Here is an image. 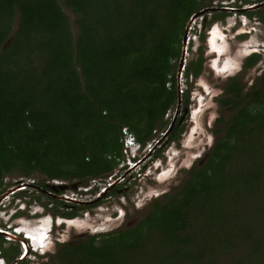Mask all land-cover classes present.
Wrapping results in <instances>:
<instances>
[{"label":"trees","instance_id":"1","mask_svg":"<svg viewBox=\"0 0 264 264\" xmlns=\"http://www.w3.org/2000/svg\"><path fill=\"white\" fill-rule=\"evenodd\" d=\"M216 1L0 0V194L7 176L38 175L44 189L48 181L85 188L108 177L124 158L122 128L141 148L150 142L176 104L185 26ZM257 17L264 25V10ZM258 61L248 56L242 72ZM203 63L202 56L187 63L185 79L198 78ZM219 103L231 109L223 135L177 192L155 201L133 228L60 243L39 264H215L233 250L229 264H264L256 221V201L264 199V74L249 87L239 75L228 78ZM181 131L176 121L167 138ZM47 198L57 206L53 216L78 215L79 206L64 210L65 202ZM5 243L0 234V258L13 264L20 243Z\"/></svg>","mask_w":264,"mask_h":264},{"label":"rangeland","instance_id":"2","mask_svg":"<svg viewBox=\"0 0 264 264\" xmlns=\"http://www.w3.org/2000/svg\"><path fill=\"white\" fill-rule=\"evenodd\" d=\"M258 4L260 3L256 4V0L246 2L217 0L213 3L216 11L205 12L191 22L187 30L185 66L199 56H202L204 63L203 71L198 78L185 79L183 75L180 80L182 93L176 121L181 119V134L177 140L171 142L169 138L162 137L174 116L175 104L165 116L167 125L157 131L153 139L136 154L135 158L142 161L136 168L127 171L128 165L134 164V161L123 153V161L112 174L113 179L124 175L121 180L124 184L119 193L110 197L104 195L97 201L98 203L77 205L78 215L73 219H64L51 214V210L57 206L50 203L47 195L34 189L20 187L24 180L40 183L42 181L40 176L34 175L23 181L17 176H7L4 179L2 189L5 191L12 189L16 183L19 188L0 205V229L13 233V230L22 229L26 232L28 228L33 227L44 233V237H41L42 242H39L42 245L41 251L45 252L44 256L33 255L34 252L30 248L23 259L26 264H39L46 259L49 261V256L54 254L61 242L84 240L88 236L139 223L152 210L155 201L166 194L177 192L183 186L189 178L192 166L201 165L206 161L212 148L221 139L224 122L231 114L230 108H224L219 103L225 82L228 78L239 75L243 83L249 87L253 80L264 74V25L257 17V14L263 12L264 5L256 9H244ZM64 11L71 22L73 33H76L73 14L67 9ZM244 12L253 14L248 17ZM214 13H225L226 17L222 21L211 22L210 18ZM214 31L217 34L213 35ZM253 53L259 55L258 63L242 72L244 60ZM184 109L186 113L183 112ZM154 146L155 148L151 150ZM127 159L131 160L130 163ZM109 182V177H106L91 181L89 186L78 187L75 190L70 188L73 182L62 183L69 186L65 192L69 196L73 194V199L89 202L97 198ZM21 191L26 194L23 197L16 196ZM65 203L72 205L69 201ZM41 204H46L47 209ZM256 204L262 211L257 213L256 221L261 223L264 235V199L256 201ZM64 210L70 209L67 207ZM33 211L38 213L32 216ZM17 212L22 214L13 217ZM2 237L6 241L3 246L7 247L9 237L6 235ZM19 248L23 253L21 244ZM235 254L236 251L233 250L219 256L215 264H229Z\"/></svg>","mask_w":264,"mask_h":264},{"label":"water","instance_id":"3","mask_svg":"<svg viewBox=\"0 0 264 264\" xmlns=\"http://www.w3.org/2000/svg\"><path fill=\"white\" fill-rule=\"evenodd\" d=\"M263 5H264V1L261 2L258 5H254V6H251V7L244 8V9H256V8H259V7L263 6ZM244 9H243V11H244ZM214 11H216V8H214V6L213 7L204 8L203 10H201L198 13L194 14L193 16H191V18L189 19V21L187 22V24L185 26V32H184V35L182 37L181 54H180V57H179V60H178V63H177V68H176V90H177L176 109H175V113H174V116L172 118V121L170 122L168 128L164 131L162 137H167L168 134L171 132V130H172V128H173V126H174V124L176 122V118H177V116L179 114L180 101H181L180 94L182 93V92H180V80H181V77L183 76V71H184L185 63H186L187 30L190 27L191 22L194 20V18L202 15L205 12L211 13V12H214ZM12 38H13V36H11L7 40V42L3 45L2 48H6L9 45L10 41L12 40ZM183 112L186 113V109H184ZM180 121H181V119L178 120V123H180ZM155 146H156V144H155ZM155 146L151 150H153L155 148ZM145 158L143 159V161L145 160ZM141 162H142L141 159H139V160L135 161L134 164L128 165L129 167H127V171L133 170ZM123 178H124V175H122L120 177H117L115 179H112L109 182V184L105 187V189L99 193L98 197L95 198V199H93V200H91V201H89V202H82V201H78L76 199H73V198H70V197H66V196L61 195L62 192L66 191V189L69 188L68 185H66V184H64L62 182L60 184L47 185L45 187V189H44V188L38 187L35 184L30 183L28 181L27 182L24 181V182L20 183V187L23 188V189H34L37 192L39 191V192H41V193H43V194L47 195L48 197H50L52 199H55V200H60V201H65V202L66 201H69V203L76 204V205H80V204L95 203V202L99 201L104 195H106V193L111 188H113L116 184L120 183ZM18 188L19 187H18V185L16 183V185H14V187L12 189L7 190L3 194H1L0 195V204H1V202L3 200H5L6 198H8L9 195L15 193L16 190H18ZM70 188L72 190H75L77 188V186L75 184H72ZM0 234L6 235L7 238L9 237V240L8 241H12L13 240V241L19 242L21 244V247H23V253H21V255L19 256V258L13 264H16L19 261H23V259L26 257V255L30 251L28 242L25 239H23V237H21L20 235L14 233V232L13 233H7V232L2 231L0 229Z\"/></svg>","mask_w":264,"mask_h":264},{"label":"built area","instance_id":"4","mask_svg":"<svg viewBox=\"0 0 264 264\" xmlns=\"http://www.w3.org/2000/svg\"><path fill=\"white\" fill-rule=\"evenodd\" d=\"M121 133H122V143H123V149H124L123 150V153L124 154H127L128 155V158H130L131 160H133L135 158L136 154L140 151L141 146L138 143L135 142L134 137L132 136L131 133L128 132V130L126 128H122ZM130 159H127L129 163L131 161ZM108 177H109V179L111 181L113 179L114 175L112 176V174H111ZM20 181H23V180H20ZM24 181H26V180H24ZM50 182H51V184H60L61 183V182H58V181H48V182H46V185H49ZM30 183L35 184V181L34 180H30ZM66 192L61 193V195L66 196V197L73 198V194H71V196H69L68 194H66ZM8 198H6L5 200L7 201ZM4 201H2L1 204ZM34 213L35 212L33 211L31 213V215L34 214Z\"/></svg>","mask_w":264,"mask_h":264},{"label":"flooded vegetation","instance_id":"5","mask_svg":"<svg viewBox=\"0 0 264 264\" xmlns=\"http://www.w3.org/2000/svg\"><path fill=\"white\" fill-rule=\"evenodd\" d=\"M264 0H256V4L257 3H261V2H263ZM255 3V2H254ZM263 8H264V6H263ZM122 184H124V182H120L117 186H115V187H113V192L114 193H119V191H120V189H121V187H122ZM65 192V191H64ZM63 193V192H62ZM111 196V195H110ZM110 196H108V197H110ZM77 205H69V204H67V205H65L64 204V208H67V207H69V209L70 210H72V209H74V207H76ZM37 212V211H36ZM138 224V223H137ZM136 224V225H137ZM135 225H132V226H121L120 228H117V229H115V230H112V231H108L107 233H103V234H110V233H113V232H116V231H121V230H127V229H131V228H133ZM97 235H99V234H97ZM76 242H78V241H75V242H69V243H76ZM62 243V242H61ZM56 252V251H55ZM54 252V253H55ZM51 259V256H49V260ZM48 259H46L44 262H48L47 261ZM0 264H5V262H4V260L2 259V258H0Z\"/></svg>","mask_w":264,"mask_h":264},{"label":"clouds","instance_id":"6","mask_svg":"<svg viewBox=\"0 0 264 264\" xmlns=\"http://www.w3.org/2000/svg\"><path fill=\"white\" fill-rule=\"evenodd\" d=\"M138 160V159H137ZM38 212L35 211L34 214H32V216L36 215ZM32 229H34L33 227H31ZM38 232L39 230L36 229ZM14 233L20 235L21 237H23V239H25L28 242L29 248H31V250L34 252V255H39V256H44L43 254H45V252H42V245L38 242V246L36 247L35 245L33 246L32 241L30 239V236H28V232H24V231H17V230H13Z\"/></svg>","mask_w":264,"mask_h":264},{"label":"bare ground","instance_id":"7","mask_svg":"<svg viewBox=\"0 0 264 264\" xmlns=\"http://www.w3.org/2000/svg\"><path fill=\"white\" fill-rule=\"evenodd\" d=\"M216 31H214L213 32V35H215V34H217V33H215ZM214 39V37H212V40ZM212 43H210V45H211ZM73 223H74V221H73ZM19 231H23L22 229L21 230H19ZM26 232H28V236H30V239H31V241H32V244H33V246L35 245L36 247H37V243L38 242H42V236L44 237V233H40V232H38L36 229H31V228H28V230H26Z\"/></svg>","mask_w":264,"mask_h":264}]
</instances>
